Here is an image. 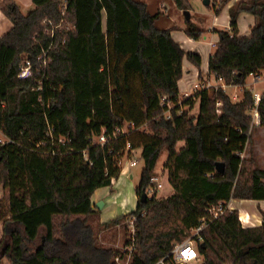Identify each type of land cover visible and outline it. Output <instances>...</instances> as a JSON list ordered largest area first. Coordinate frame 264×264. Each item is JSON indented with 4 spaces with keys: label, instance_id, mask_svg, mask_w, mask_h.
Returning <instances> with one entry per match:
<instances>
[{
    "label": "trees",
    "instance_id": "1",
    "mask_svg": "<svg viewBox=\"0 0 264 264\" xmlns=\"http://www.w3.org/2000/svg\"><path fill=\"white\" fill-rule=\"evenodd\" d=\"M172 1L190 9L189 0ZM31 2L23 14L14 0H0L11 22L0 37V132L7 139L0 143V264H111L113 249L96 244L91 196L119 177L127 145L141 148L144 160L136 208L97 225L103 231L136 217L131 264H155L202 219L201 264H264V211L254 227H243L236 210L208 214L231 199L264 201V169L241 156L255 107L245 82L264 69V0L235 1L228 8L229 30H214L218 41L208 72L240 87L239 101L221 86L180 99L183 63L199 68L201 56L182 49L172 27L157 25L161 12L141 0ZM242 13L256 20L249 36L238 35ZM48 20L59 25L53 37ZM184 32L197 40L204 30L189 25ZM25 59L32 75L19 79ZM195 101L197 113L189 115ZM257 111L264 126V94ZM102 134L104 143L97 140ZM163 150L173 191L141 200Z\"/></svg>",
    "mask_w": 264,
    "mask_h": 264
},
{
    "label": "crops",
    "instance_id": "2",
    "mask_svg": "<svg viewBox=\"0 0 264 264\" xmlns=\"http://www.w3.org/2000/svg\"><path fill=\"white\" fill-rule=\"evenodd\" d=\"M14 1L19 6V9L22 5L26 9L32 8L31 0H14ZM235 1L237 0H229L228 3L220 10L218 4L219 2H217L212 8L209 9L207 8V10H202L199 13L200 18L196 26L204 30V33L207 31L211 32L212 33L211 38L212 40H215V43H217L218 41V35L217 33H215L214 30H229L230 28L228 8ZM143 2H145L148 6L149 2L146 1ZM159 3L161 6L160 11L163 13L162 17L163 18L165 17V25H158V26L160 28L172 27L173 28L171 32L172 38L181 46L182 49L191 50L200 54L201 66L203 67V70L206 71V74L209 77L208 79L210 80V76H212V74H209L208 72V58L210 56V51L209 49H207L206 44L204 43L200 44L198 40L189 38L184 32V28L182 29L181 27L178 26V22L180 19L178 17V14L182 11L176 8L172 0H169L168 5L166 4V2H164V0H160ZM209 5H210V0H209V4L205 6L208 7ZM218 10L219 12L217 13ZM191 11H192V5H191V9L189 10V14L191 13ZM163 18H161L160 16L159 21L162 20ZM255 23L256 20L252 15L248 13H242L238 19V35L249 36L250 30L255 25ZM10 28H11V22L0 11V37L3 34H5ZM218 28H222V29H218ZM212 44H213L212 41H210L208 45L211 46ZM185 65L187 67L186 70L184 68ZM183 71L188 72L187 73L188 75L187 74L185 75L184 73L183 77L178 81L179 94L181 95H183L184 93L192 92L191 88L194 83L191 85L189 83V79L192 80L195 77V75L197 76L199 73L196 67H194L187 61L183 63ZM254 76L259 77L257 81L254 79ZM252 77H253L252 87H254V85L264 83V77L261 73H258L257 75H252ZM220 84H224L223 81L221 79L218 80L215 79L214 85L220 86ZM224 85L221 86L223 89H224ZM262 94H264V90L261 93V95ZM129 167L130 166L122 168L119 177L117 179H113L109 186L98 188L93 192L91 196V204L96 214L93 217L92 222L103 224L116 217L125 215L136 208V204H137L136 194L134 196L135 205L131 210H129L128 209L129 207L127 203H125V201L122 200L118 201V194L120 191H118L117 189H113V187H117L120 181V176L124 173H127ZM260 168L264 169V166ZM99 201L103 202V206L98 209L95 205ZM227 204L229 205L230 210H236L238 212L239 220L243 227H254V226H259L261 224L262 216L260 211H264V201L231 199Z\"/></svg>",
    "mask_w": 264,
    "mask_h": 264
},
{
    "label": "rangeland",
    "instance_id": "3",
    "mask_svg": "<svg viewBox=\"0 0 264 264\" xmlns=\"http://www.w3.org/2000/svg\"><path fill=\"white\" fill-rule=\"evenodd\" d=\"M64 1V0H63ZM146 2H149L148 4V8L151 12L154 11H160L161 6L158 0H143ZM204 0H189L190 4L192 5V11L190 13V20L187 21L185 19V16L183 14V11L180 12L178 14L179 22H178V26L181 27L182 29L184 28V31L186 28H188L189 25H194L196 26L197 23L199 22V18H200V12L202 10H207V8H212L215 3L217 2H221L222 0H210V5L207 7L205 6V4L203 3ZM164 2H166V4L168 5L169 0H164ZM218 3V4H219ZM163 4V3H162ZM191 5H190V9H191ZM189 9V10H190ZM20 10L23 14H26L30 8L26 9L23 7V5L20 7ZM188 10V11H189ZM161 12V11H160ZM161 18H163V13L161 12ZM157 25H165V17L160 20ZM103 27H105V17H103ZM218 29H222V28H218ZM212 33L207 31L205 33H203L197 40L200 42V44L204 43L206 44L207 49H209L210 54H212L215 50V40H212L211 38ZM212 41V45L209 46V42ZM185 70H186V65H185ZM197 71L201 70L200 76L198 77V75L191 80L189 79V83L192 85L193 83H204L206 84L208 81L211 84H215V77L212 75L210 76V80L208 79L209 77L206 74V71L203 70V67L200 64L199 68H196ZM206 69V68H205ZM195 72V71H194ZM185 75L188 72H184ZM260 73L263 75L264 77V69L260 71ZM188 75V74H187ZM252 75L248 76L245 82V89L251 91L252 93H258L261 94L264 90V83L263 84H258V85H254V87H252ZM224 84H220V86H222ZM133 86H134V95H133V100H136V96L135 93L137 91V87H138V81L134 80L133 81ZM192 90V88H191ZM224 90L225 92L230 96V98L232 99V101H239L242 99V89L238 86H234V85H224ZM195 91H192L189 95H191L192 93H194ZM181 95V94H180ZM236 96V97H235ZM235 97V99H234ZM182 98H184V96L182 95V97H180V99L182 100ZM179 99V100H180ZM220 105H216V110H219ZM172 104H169V107H172ZM186 108V107H184ZM198 110V101H195V104L193 106L192 109L189 110V115H195L197 113ZM252 113V111L250 112ZM252 117V115H251ZM252 128L250 131V139L248 141V143L246 144L243 153L241 154V156L243 158L249 159L252 158L254 160V166L256 167H262L264 166V127L258 125L257 123L253 122V118H252ZM145 127H141L139 130L144 129ZM123 130H126V126L123 127ZM7 139L5 136L2 135V133L0 132V142H5ZM182 146V143L179 142L177 144V149L180 148ZM130 157L129 153H125V155L121 158L120 160V166L121 169L125 168L128 165V161L129 159H134L137 161V164L134 166L129 167L127 173H124L120 176V181L117 185V187H113V189H117L119 192L118 194V201H125V203H127L128 205V209L131 210L134 205H135V189L136 187L139 185L140 182V177H141V172L142 169L144 168V160L142 158V150L141 148H137L134 153L132 154V157ZM167 159V151L163 150L159 156V159L156 163L155 166V174H157L159 177H161V183H162V187L158 188L154 195L156 198H165L168 197L170 195V193H172V187L170 186V184L167 181V177H166V173L163 170V165L165 163ZM109 191V190H108ZM3 197V190L2 187L0 186V200ZM121 213V212H120ZM93 226H94V235H95V240H96V244L98 246L101 247H106V248H112L113 251L116 250L118 247H122L123 245V240L125 237V233L126 232V227L125 228H117V227H109L108 229L105 230H100V226L97 225L96 222H93ZM190 236V233L187 234V236L182 240H187ZM2 237V229H1V225H0V239ZM181 241V242H182ZM112 258V257H111ZM110 262H112V259H110ZM1 264H9L7 260H2ZM92 264V263H90ZM189 264H194V262H190Z\"/></svg>",
    "mask_w": 264,
    "mask_h": 264
},
{
    "label": "built area",
    "instance_id": "4",
    "mask_svg": "<svg viewBox=\"0 0 264 264\" xmlns=\"http://www.w3.org/2000/svg\"><path fill=\"white\" fill-rule=\"evenodd\" d=\"M47 24L49 25V31L48 34L50 37H53L54 35V30L59 26H54L49 20L47 21ZM46 52H43V58H42V63L45 66L46 65V60L45 57ZM32 75V65L28 59H25L23 61V64L21 65L20 71L18 73V78L19 79H26L29 78ZM259 77H255L254 79L257 81ZM212 87H217V85L211 84L209 81L204 84V83H194L192 85V90L191 91H198L204 88H212ZM190 93H184L183 96L187 97L189 96ZM254 95V105L255 107L252 110V118L253 122L257 123L259 122V114L257 111V105L259 103L261 94L258 93H253ZM179 97H182V95H179ZM166 96L162 98V102L166 100ZM167 106L169 107V104H171L169 101H167ZM220 102H217L216 105H219ZM219 113V110H216ZM166 118H170V111H166ZM124 132L123 129L118 130L116 129L115 132L113 133V136L116 135L118 132ZM98 142L104 143L105 142V136L102 134L98 137ZM7 142V140L5 141ZM2 143V142H0ZM4 143V142H3ZM136 149L130 148L129 145L126 146V153L130 154V157H132V154L134 153ZM137 164V161L134 159H129L128 165L134 166ZM148 188L145 190V195L148 197H151L155 191L158 188L162 187L161 183V177H159L157 174H154L150 178ZM230 210L228 204H223V203H218L216 205H212L208 209V214L211 218H217L220 216L222 213L225 211ZM136 221L135 216H131L129 218H126L124 221L120 222L114 227L120 228L125 225L126 226V238L123 240V245L122 247H118L116 250H114L112 254V262L111 264H131L132 257H133V252H134V243H135V227L134 223ZM206 226V220L202 219L201 224L198 227L192 228L189 230L190 236L187 240H184L182 242L176 243L173 245L172 249L168 254H166L164 257L159 259L155 264H189L190 262H194V264H201V257L198 253L197 250V244L200 241V236L199 232ZM113 227V228H114ZM125 239L128 240V244H125Z\"/></svg>",
    "mask_w": 264,
    "mask_h": 264
},
{
    "label": "water",
    "instance_id": "5",
    "mask_svg": "<svg viewBox=\"0 0 264 264\" xmlns=\"http://www.w3.org/2000/svg\"><path fill=\"white\" fill-rule=\"evenodd\" d=\"M203 3H204L205 5H208V4H209V0H204ZM183 14H184V16H185V19H186L187 21H189V20H190V14H189V11H188V10H184V11H183ZM216 171H217L218 173H220V174H222V173L224 172V165H223V163L218 162V163L216 164ZM140 199H141V200H145V194H144V193L141 195ZM95 206L99 209V208H101V207L103 206V202H102V201H99Z\"/></svg>",
    "mask_w": 264,
    "mask_h": 264
}]
</instances>
